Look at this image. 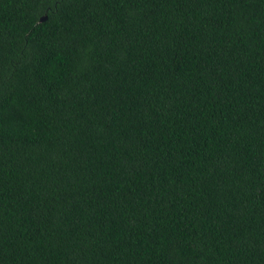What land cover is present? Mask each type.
I'll list each match as a JSON object with an SVG mask.
<instances>
[{"label": "trees", "instance_id": "trees-1", "mask_svg": "<svg viewBox=\"0 0 264 264\" xmlns=\"http://www.w3.org/2000/svg\"><path fill=\"white\" fill-rule=\"evenodd\" d=\"M0 264H264V0H0Z\"/></svg>", "mask_w": 264, "mask_h": 264}]
</instances>
